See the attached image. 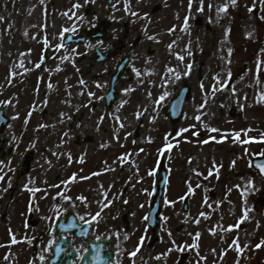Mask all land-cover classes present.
<instances>
[{
  "label": "rangeland",
  "instance_id": "rangeland-1",
  "mask_svg": "<svg viewBox=\"0 0 264 264\" xmlns=\"http://www.w3.org/2000/svg\"><path fill=\"white\" fill-rule=\"evenodd\" d=\"M55 1L57 8L64 7L62 0ZM144 2L152 5L149 0L140 5ZM43 5L44 0H0V67L10 46H34L23 38L9 44V12L15 19L18 10L21 16L26 10L34 19ZM153 17L151 29L157 25L162 38L160 62L124 89L112 127L101 118L103 123H94L90 115L81 123L75 118L61 190L76 185L98 222L117 219L119 240L148 238L145 218L159 163L168 176L160 200L161 237L177 238L175 225L187 223L213 228L211 238L218 245L227 235L242 233L239 249L247 264H256L254 240L264 238V205L255 201L264 189L255 194L260 184L247 169L251 157L264 152V0H236L235 5L232 0H164ZM199 64L209 69L202 82L196 80ZM5 78L0 70V82ZM183 82L195 86V94L184 118L173 125L164 103ZM127 106L130 113L124 114ZM176 130L179 135L172 138ZM186 198L188 214L181 210Z\"/></svg>",
  "mask_w": 264,
  "mask_h": 264
},
{
  "label": "flooded vegetation",
  "instance_id": "flooded-vegetation-1",
  "mask_svg": "<svg viewBox=\"0 0 264 264\" xmlns=\"http://www.w3.org/2000/svg\"><path fill=\"white\" fill-rule=\"evenodd\" d=\"M53 7H44L37 22L28 21L23 34L43 40L32 50L25 47L20 56L9 58L14 70L0 88V109H4L0 123V264L63 263L51 256L56 240L53 226L61 213L53 207L49 212L43 184L50 188L60 178L61 160L65 162L67 156L62 154L66 144H59V132L66 133L69 122L46 107L40 109L39 95L48 92L53 101L68 95L73 106L76 99L83 102L81 117L92 112L111 114L122 87L137 81L158 52L157 32L149 29L155 5L150 14L141 16L147 4L140 5V0H112L109 6L100 0H65L61 18L54 15ZM208 241L179 239L177 249L166 247L161 240L152 246L145 241L151 253L142 261L146 248L133 256L113 239V264H244L235 256L234 247L221 250L215 244L206 245ZM105 252L108 255V247Z\"/></svg>",
  "mask_w": 264,
  "mask_h": 264
},
{
  "label": "water",
  "instance_id": "water-1",
  "mask_svg": "<svg viewBox=\"0 0 264 264\" xmlns=\"http://www.w3.org/2000/svg\"><path fill=\"white\" fill-rule=\"evenodd\" d=\"M185 92L186 90L184 89L181 95L171 103L173 106L172 110H175V112H172L171 115L170 114L169 115L170 118L174 121L181 117V108L186 99ZM158 211H159L158 204L157 203L153 204V209L151 210L150 216L148 218L149 225H151L152 228H154L155 225L158 224V221L156 220V214L158 213Z\"/></svg>",
  "mask_w": 264,
  "mask_h": 264
},
{
  "label": "snow or ice",
  "instance_id": "snow-or-ice-1",
  "mask_svg": "<svg viewBox=\"0 0 264 264\" xmlns=\"http://www.w3.org/2000/svg\"><path fill=\"white\" fill-rule=\"evenodd\" d=\"M235 3H236V0H232V4L233 5H235ZM75 7H79V5H75ZM221 11H227V6H225L224 8H222V9H220ZM252 9H249V11H251ZM262 18H264V17H262ZM65 31H75V29L73 28V29H66ZM261 100H264V95H262L261 96V98H260ZM185 131H187V130H185ZM213 131H216V129H213ZM237 139H239V134H237V137H236ZM205 143H207V141H205ZM262 171H264V166H262ZM239 225H237V227H238ZM13 242H15V239L13 238ZM258 247H259V245H258ZM132 255L133 256H135L136 255V253L135 252H133L132 253Z\"/></svg>",
  "mask_w": 264,
  "mask_h": 264
}]
</instances>
